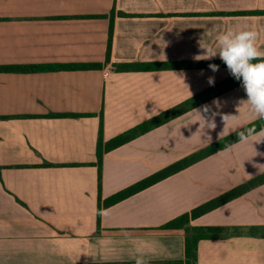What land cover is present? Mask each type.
Returning <instances> with one entry per match:
<instances>
[{"label":"crops","instance_id":"crops-1","mask_svg":"<svg viewBox=\"0 0 264 264\" xmlns=\"http://www.w3.org/2000/svg\"><path fill=\"white\" fill-rule=\"evenodd\" d=\"M228 29L257 31L264 49V0H0V66L102 64L0 72V264H135L131 241L165 246L149 264H185V230L164 225L264 174V141H238L104 203L229 135H219L223 115L237 116L226 133L260 120L241 103L244 89L212 96L105 153L99 189L101 114L107 143L232 78L226 66L200 65L222 62L218 56L196 59L210 31ZM194 110L217 113L216 128L200 129ZM99 208L107 215L98 222ZM190 225L238 228L201 240L198 264H264V237L248 230L264 226V183Z\"/></svg>","mask_w":264,"mask_h":264},{"label":"trees","instance_id":"trees-1","mask_svg":"<svg viewBox=\"0 0 264 264\" xmlns=\"http://www.w3.org/2000/svg\"><path fill=\"white\" fill-rule=\"evenodd\" d=\"M114 11H112L111 15V25L109 30V40L107 47V60L110 58V51L112 45V38L114 32ZM209 64H216L219 67H224L225 64L223 62L218 61H210L200 64L201 66L209 67ZM102 64L92 63H68V64H36V65H17V66H0V72L2 71H10V72H45V71H61V70H87L94 68H101ZM238 85H241V82L236 80L235 78H230L226 82L215 85L210 89L206 90L203 93H200L197 97L192 100L186 101L183 104L174 107L159 116L145 122L138 127L124 132L116 137H114L111 141L105 143L103 138V117L101 114V124L99 130V139L97 146V163L96 165L99 168V189H101V177H102V161L104 154L131 141L137 136L148 132L149 130L164 124L168 120L179 116L186 111L194 108L206 100L210 99L212 96H216L221 94L229 89H232ZM77 116V115H74ZM5 118V117H0ZM255 126L257 130L264 128V120H258L252 124L247 125L217 141L212 143L211 145L205 147L204 149L187 156L186 158L166 167L165 169L155 173L154 175L132 185L131 187L109 197L104 205L109 206L115 203L120 202L121 200L131 196L132 194L139 192L154 183L161 181L169 176L187 168L188 166L210 156L213 155L232 144L239 141V137L237 132L243 130L247 127ZM43 166H52V164L45 162L42 164ZM264 183V174L247 181L246 183L239 185L238 187L231 189L230 191L224 193L223 195L205 203L204 205L198 207L197 209L192 210L190 213H186L181 215L180 217L170 221L166 225H164L165 229H184L186 232V248H185V264H198V244L201 240L204 239H218L223 237L228 231H237L238 228H225V227H192L190 222L192 219L201 216L202 214L209 212L220 205L243 195L248 192L255 186ZM101 200V199H100ZM100 209V208H99ZM101 216L98 215V222L100 221ZM250 233L254 235H260L264 237V226H255L249 227L248 229Z\"/></svg>","mask_w":264,"mask_h":264},{"label":"clouds","instance_id":"clouds-1","mask_svg":"<svg viewBox=\"0 0 264 264\" xmlns=\"http://www.w3.org/2000/svg\"><path fill=\"white\" fill-rule=\"evenodd\" d=\"M208 33L211 42L206 46H201L203 54L196 57L197 60H211L219 57L227 67L230 75L241 82V86L245 91L246 100L241 101L249 106L254 119L264 120V49L257 46L258 32L255 30H239L231 29L220 31L213 30ZM210 70L218 71L219 66L209 64ZM208 83L214 85V77L208 78ZM218 104V101H214ZM200 115V129L214 130L216 128L215 115L205 118L200 114L199 110H194ZM203 111H210L208 106H204ZM239 111V107L237 108ZM237 116L226 114L222 119L225 122L223 131L219 134L220 137L224 134L225 128L229 120L236 119ZM202 122V123H201ZM239 137L238 143H247L249 140L254 143L264 141V128L257 130L255 126L247 127L237 132ZM211 137H208L210 140ZM97 214L100 216L107 215V210L98 209ZM130 256L135 261V264H149V258L156 254L157 251H164L165 246L158 241H131Z\"/></svg>","mask_w":264,"mask_h":264}]
</instances>
